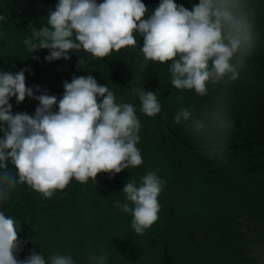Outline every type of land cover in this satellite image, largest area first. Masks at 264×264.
I'll list each match as a JSON object with an SVG mask.
<instances>
[{"label":"trees","instance_id":"1","mask_svg":"<svg viewBox=\"0 0 264 264\" xmlns=\"http://www.w3.org/2000/svg\"><path fill=\"white\" fill-rule=\"evenodd\" d=\"M0 264H264V0H0Z\"/></svg>","mask_w":264,"mask_h":264}]
</instances>
